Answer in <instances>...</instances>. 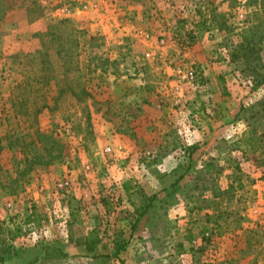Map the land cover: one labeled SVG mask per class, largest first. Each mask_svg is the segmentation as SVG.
<instances>
[{
    "label": "rangeland",
    "instance_id": "374dc122",
    "mask_svg": "<svg viewBox=\"0 0 264 264\" xmlns=\"http://www.w3.org/2000/svg\"><path fill=\"white\" fill-rule=\"evenodd\" d=\"M187 1L205 15L173 13L161 30L145 24L157 0L91 11L0 0V264L44 246L59 250L43 264H264V0ZM39 18L46 30L33 32ZM198 25L213 41L207 60L228 113L218 143L228 164L214 170L239 181L219 188L216 204L193 196L187 179L206 182L187 167L206 80L189 53ZM177 65L201 70L197 88L175 91ZM239 152L250 164L236 167L229 154ZM204 204L214 217L198 214ZM92 231L100 241L88 252Z\"/></svg>",
    "mask_w": 264,
    "mask_h": 264
},
{
    "label": "crops",
    "instance_id": "0c3cea01",
    "mask_svg": "<svg viewBox=\"0 0 264 264\" xmlns=\"http://www.w3.org/2000/svg\"><path fill=\"white\" fill-rule=\"evenodd\" d=\"M178 2L179 3L177 4H173L172 0H157V4L156 5L153 4L155 8L151 10L152 12L151 19L147 21L145 24H148L149 27L152 29L156 26L155 24L156 22L157 23L160 22L159 23L160 27L158 28L161 30H166L169 29L167 28V26L170 24V19L173 13H176L178 18L180 16L184 17V16H188L189 14L191 15V12H194V15L199 12L198 14L200 17L205 15V11H201V9L200 10L197 9V5H200V2L199 4L192 5L194 6L193 7L194 9L190 8V5L193 3H190L187 0H180ZM137 12L139 13V8ZM91 15L92 14L87 15V17ZM44 22L45 21L43 18H39L38 20L30 23L28 27L33 32L34 31L42 32L46 30L45 29L46 24H44ZM79 22L81 21L78 19V23ZM205 29L198 25L199 40L196 41V43L194 44V46H192L189 52L192 59L203 66L204 77L206 80H204V82L200 85V121L198 123V129L192 130L187 135V138L189 140L188 145L189 146L193 145L191 148L194 147L193 151L191 152V156L187 157V161H188L187 167H191L192 171L196 173L197 170L194 169L193 167L200 166L201 169L198 172L202 173V175L204 174V177H206L205 178L206 182L199 185L200 180L199 177H196V175L194 177H189L191 175H187V179L193 181L194 188L191 190V192H194V194H192L193 196H196L199 199H203L206 197L212 199L213 203L215 202L217 203L216 201L217 198L222 200L220 198L222 196H218L219 192L221 191L218 190L221 189L225 191L224 190L225 188L231 187V184L236 186L239 183V181L234 180L233 176L231 177V175L227 173V172H231L230 170H227V168L223 169L222 174L221 173L216 174L214 170V167L217 165L224 166L228 164L223 162L224 158H222V154L224 151L220 149L221 146H219L218 144L221 138H226L227 136V135L225 136V133H223V129L226 124L225 123L226 121L224 119L226 118V115L228 113L225 108L224 109L222 108L225 106L222 105V101L225 100V97L222 95L223 92L221 94L219 93L218 82L216 81L214 76V70L217 68V66L213 63L212 64L209 63L207 60V56H209L210 53H212L213 41L207 38V33L205 32L206 31ZM12 33L14 34V32ZM184 97L190 98L189 95H186ZM231 133L232 132H230V134ZM246 133L247 132H245V134ZM229 156H233L232 158L235 159L237 168L239 165L246 166L250 164V157L247 156L246 152L244 153L239 152L236 154L234 153L233 155L229 154ZM210 163L211 165H209ZM155 164L156 163L153 161L152 165L154 166ZM221 170L222 169H220V171ZM151 189H152V185L148 183L146 185V191L145 192L142 191V194L140 193L141 201H144L146 196H151V194L154 192ZM185 191L186 190L184 189L183 192ZM204 211L209 212L208 216H213V217L215 216L212 215L215 212L213 204H208V205L204 204V207L200 209L198 214L200 215L204 213Z\"/></svg>",
    "mask_w": 264,
    "mask_h": 264
},
{
    "label": "built area",
    "instance_id": "2783aa9c",
    "mask_svg": "<svg viewBox=\"0 0 264 264\" xmlns=\"http://www.w3.org/2000/svg\"><path fill=\"white\" fill-rule=\"evenodd\" d=\"M77 2L76 7L80 11H91V10H98L100 4L103 0H74ZM146 56H151L150 52L146 53ZM174 75L177 83L174 85L175 91H179L181 89L182 84H188L189 86L197 88L199 81L202 77L201 70L198 69L196 66H184V65H177L174 68ZM122 150L121 146H111L108 145L105 148V152L109 155L114 153L120 154ZM87 169L91 168V165H86ZM70 184V179L65 178L59 181L58 185L60 187H67ZM205 236L209 235V232L204 233Z\"/></svg>",
    "mask_w": 264,
    "mask_h": 264
},
{
    "label": "trees",
    "instance_id": "16d2710c",
    "mask_svg": "<svg viewBox=\"0 0 264 264\" xmlns=\"http://www.w3.org/2000/svg\"><path fill=\"white\" fill-rule=\"evenodd\" d=\"M53 26L55 25H51L48 29H47V32H50L53 28ZM261 81L262 83H264V75L263 77L261 78ZM194 148V147H193ZM193 148H190V151H189V155L188 156H191V152L193 151ZM211 165V163L209 164ZM183 176V175H181ZM146 201V200H145ZM146 205V204H144ZM100 239L98 238V235L94 234V232L92 231L89 236L87 238H85V241H84V247L85 249L88 251V252H93L96 250L97 246H98V243H99ZM117 247H116V250L114 252V255L117 256L119 254V251L121 249H124L125 248V241L122 239L121 242L119 241L117 244ZM120 264H124L123 261H120Z\"/></svg>",
    "mask_w": 264,
    "mask_h": 264
},
{
    "label": "water",
    "instance_id": "95a60500",
    "mask_svg": "<svg viewBox=\"0 0 264 264\" xmlns=\"http://www.w3.org/2000/svg\"><path fill=\"white\" fill-rule=\"evenodd\" d=\"M56 251L55 249H48V250H41L38 252H34L30 256L19 260L15 262L14 264H43V261H45L48 258H51L52 252Z\"/></svg>",
    "mask_w": 264,
    "mask_h": 264
},
{
    "label": "flooded vegetation",
    "instance_id": "af4514ba",
    "mask_svg": "<svg viewBox=\"0 0 264 264\" xmlns=\"http://www.w3.org/2000/svg\"><path fill=\"white\" fill-rule=\"evenodd\" d=\"M55 249L56 251H58L59 249L57 248V247H54V246H52V247H50V246H44V247H42V249L41 250H48V249Z\"/></svg>",
    "mask_w": 264,
    "mask_h": 264
}]
</instances>
